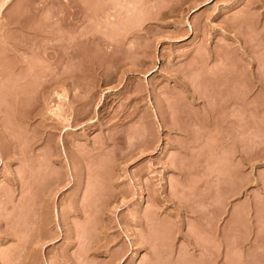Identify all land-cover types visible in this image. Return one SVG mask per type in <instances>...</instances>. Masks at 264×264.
Wrapping results in <instances>:
<instances>
[{"label":"rangeland","instance_id":"rangeland-1","mask_svg":"<svg viewBox=\"0 0 264 264\" xmlns=\"http://www.w3.org/2000/svg\"><path fill=\"white\" fill-rule=\"evenodd\" d=\"M0 264H264V0H0Z\"/></svg>","mask_w":264,"mask_h":264}]
</instances>
